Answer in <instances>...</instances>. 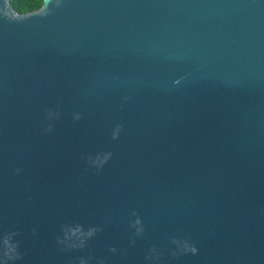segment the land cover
Here are the masks:
<instances>
[{
    "label": "water",
    "instance_id": "95a60500",
    "mask_svg": "<svg viewBox=\"0 0 264 264\" xmlns=\"http://www.w3.org/2000/svg\"><path fill=\"white\" fill-rule=\"evenodd\" d=\"M4 235L7 264H264V0H0Z\"/></svg>",
    "mask_w": 264,
    "mask_h": 264
},
{
    "label": "clouds",
    "instance_id": "9594fccd",
    "mask_svg": "<svg viewBox=\"0 0 264 264\" xmlns=\"http://www.w3.org/2000/svg\"><path fill=\"white\" fill-rule=\"evenodd\" d=\"M46 0H41V6L43 7ZM11 3V0H9ZM107 159V156L103 160L98 156L94 163L97 165L102 164L104 160ZM135 224H139V220L135 221ZM97 231L96 228H89L87 231H84L79 225L77 226H65L64 234L62 238H59V243L65 245L66 247H83L87 238L91 237L94 232ZM141 231L140 228H137V232ZM178 247L182 251L196 253L197 249L195 246L190 244L187 240L177 242ZM16 244L12 242L9 235L0 236V264H7L9 260L17 259L20 253L16 250ZM115 251V249H113ZM151 254H156V249H152ZM158 256V254H156ZM80 264H87V261L81 259Z\"/></svg>",
    "mask_w": 264,
    "mask_h": 264
},
{
    "label": "trees",
    "instance_id": "16d2710c",
    "mask_svg": "<svg viewBox=\"0 0 264 264\" xmlns=\"http://www.w3.org/2000/svg\"><path fill=\"white\" fill-rule=\"evenodd\" d=\"M11 6L18 13H28L39 10L41 0H11Z\"/></svg>",
    "mask_w": 264,
    "mask_h": 264
}]
</instances>
